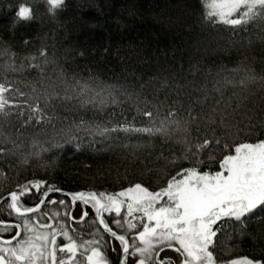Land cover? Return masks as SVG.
<instances>
[{"label":"trees","instance_id":"obj_1","mask_svg":"<svg viewBox=\"0 0 264 264\" xmlns=\"http://www.w3.org/2000/svg\"><path fill=\"white\" fill-rule=\"evenodd\" d=\"M28 3L0 0V82L7 80L29 94L33 87L41 94L57 93L61 99L45 109V121L29 126L30 141L40 144L36 150H30L28 143L22 156H0V193L6 195L4 188L15 187L16 183L42 178L66 193H113L133 182L157 187L163 181L154 173L166 163L161 153L169 159L178 158L185 135L191 142L204 137L203 121L193 124L187 134L173 129L166 141L123 132L101 137L80 131L79 147L74 142L63 143L60 148L52 146L62 140L69 127L75 129L81 121L85 122L83 127L99 124L111 128L135 117L137 126L146 124L147 119L136 110L137 94L141 100L150 94L147 107L151 110L152 104L158 105L161 118L167 115L169 106L182 118H187L189 109L193 115L206 118L212 107L223 110L227 106L230 119L241 129L238 141L264 139V21L257 20L235 32L228 26L207 24L202 20V0H65V6L55 15L47 11V4ZM21 4L33 9L31 21H18L16 12ZM109 40L127 52L126 64L99 62L101 46ZM41 51L46 54L41 55ZM33 64L39 68L30 67ZM246 69L255 79L248 80L250 99L242 106L236 98L240 86L235 80L245 79ZM156 75L161 77L159 83L146 86ZM166 80L171 84L168 93L163 92L161 84ZM83 84L96 91L114 85L132 97L116 91L121 103L104 108L81 105L76 98L62 100L66 92L75 97ZM214 86L221 92H216ZM9 121L0 123V132L15 137L21 121L15 116ZM216 131L217 135L223 134L221 128ZM30 153L39 155L32 156L27 164L21 163ZM182 163L191 166L187 161ZM178 170L169 167L172 175ZM52 199L69 202L71 198L54 195ZM82 207L90 209L78 201L72 215L78 217ZM44 210L63 214L67 206L57 203ZM72 227L76 225L70 224V231ZM219 243L241 255L264 257V222L252 220L244 236L225 225Z\"/></svg>","mask_w":264,"mask_h":264},{"label":"snow or ice","instance_id":"obj_2","mask_svg":"<svg viewBox=\"0 0 264 264\" xmlns=\"http://www.w3.org/2000/svg\"><path fill=\"white\" fill-rule=\"evenodd\" d=\"M46 4L47 11L55 15L65 6V0H46ZM202 8L203 22L228 26L234 32L257 20L264 21V0H202ZM16 17L18 21H31L33 9L21 4ZM23 42L27 44L28 40ZM245 71L247 80L255 79L250 69ZM238 83L245 86L244 79ZM166 86L164 82L162 87ZM214 90L221 92L219 87L214 86ZM116 91L132 97L114 85L96 91L83 84L75 97L66 92L62 100L76 98L81 105L104 108L121 103ZM56 99H61L57 93L41 94L33 87L29 94L7 80L0 82V123H9V118L15 116L22 128L33 122L40 124L46 120L45 109ZM136 101V110L147 119L146 124L137 126L135 117L111 128L99 124L81 127L85 123L81 121L75 129L69 127L62 140L52 146L60 148L63 143L74 142L79 147L80 131L101 137L123 132L166 141L173 129L187 134L200 121L205 123L204 137L191 142L185 135L181 141L184 147L176 159L161 153L166 163L154 174L163 182L155 188L133 182L113 193H64L71 198L66 202L50 198L53 192L63 190L43 178L5 187L6 195L0 193V264H264V257L241 255L219 243L225 225L244 236L252 220L264 222V139L238 141L241 129L230 119L227 106L223 110L212 107L206 118L193 115L190 109L187 118H182L169 106L167 115L161 118L158 105L152 104L150 110L147 105L151 102L141 100L139 94ZM207 101L205 94L203 102ZM140 104L145 107L140 108ZM217 127L223 129L222 135H217ZM0 142L15 144L11 136H4ZM16 154L15 149L0 148V156ZM38 155H25L21 163L27 164ZM183 161L191 166L184 167ZM169 167L179 170L172 175ZM78 201L90 205V209L82 207L77 217L72 215V208ZM57 203L67 206L63 214L44 210ZM70 224L76 225L71 231Z\"/></svg>","mask_w":264,"mask_h":264},{"label":"rangeland","instance_id":"obj_3","mask_svg":"<svg viewBox=\"0 0 264 264\" xmlns=\"http://www.w3.org/2000/svg\"><path fill=\"white\" fill-rule=\"evenodd\" d=\"M39 3H44L46 4V0H29V3L27 5H36ZM101 53L99 55V62L101 64L103 63H108V62H113V63H118L119 65H124L127 63V60H129L127 52L123 51L122 49H120V45L119 43L115 42L114 40H109L106 41L100 49ZM163 62V61H162ZM44 74V73H43ZM43 77V75H41ZM161 77L159 75L154 76L148 83L149 87L154 86L156 83H159L158 80ZM240 79L242 80V78H238L236 79V83H238L240 81ZM245 86L241 87L240 89L237 90V101L239 105L245 106L247 105L248 100L250 99V86H248V80L245 78ZM165 82H167V86L163 87V92L164 93H168L169 92V87L168 85H171L170 82L168 80H166ZM161 84H164L161 83ZM239 84V83H238ZM46 86H50L49 84H47ZM163 92H161V96H163ZM150 95V94H149ZM144 95V97H142L143 99H151V96ZM161 99V98H160ZM20 124L18 125V127H20ZM82 127L84 125H81ZM17 128V127H16ZM18 129V128H17ZM28 127L22 128L20 127L16 132H17V136H13L11 137L13 140H15V144H11V143H2L0 142V144L2 145V148H8V149H15L16 150V155L15 157H19L24 155V150H25V146L29 143L30 145V150H36V148L40 145L38 144L37 146V142L35 143L34 141H30L31 139H29V136H27L28 134ZM3 133V132H2ZM4 136H7L6 134H3V136H0V141H3ZM9 136H11V134H9ZM72 149L75 150L74 147H72ZM51 198V196H50ZM53 198V196H52ZM51 198V199H52Z\"/></svg>","mask_w":264,"mask_h":264},{"label":"water","instance_id":"obj_4","mask_svg":"<svg viewBox=\"0 0 264 264\" xmlns=\"http://www.w3.org/2000/svg\"><path fill=\"white\" fill-rule=\"evenodd\" d=\"M64 193H66V192H53L52 194H51V196H54V195H60V196H64V197H69V196H66V195H64ZM70 198V197H69ZM75 209V206L72 208V213H73V210Z\"/></svg>","mask_w":264,"mask_h":264},{"label":"bare ground","instance_id":"obj_5","mask_svg":"<svg viewBox=\"0 0 264 264\" xmlns=\"http://www.w3.org/2000/svg\"><path fill=\"white\" fill-rule=\"evenodd\" d=\"M63 197V196H62Z\"/></svg>","mask_w":264,"mask_h":264},{"label":"flooded vegetation","instance_id":"obj_6","mask_svg":"<svg viewBox=\"0 0 264 264\" xmlns=\"http://www.w3.org/2000/svg\"><path fill=\"white\" fill-rule=\"evenodd\" d=\"M90 206V205H89Z\"/></svg>","mask_w":264,"mask_h":264}]
</instances>
